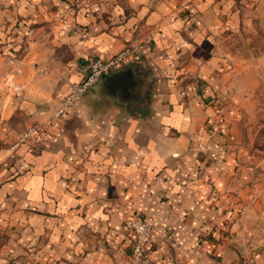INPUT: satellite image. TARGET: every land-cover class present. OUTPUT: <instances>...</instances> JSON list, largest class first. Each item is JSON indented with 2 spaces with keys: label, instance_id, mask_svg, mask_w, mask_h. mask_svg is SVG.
Masks as SVG:
<instances>
[{
  "label": "crops",
  "instance_id": "obj_1",
  "mask_svg": "<svg viewBox=\"0 0 264 264\" xmlns=\"http://www.w3.org/2000/svg\"><path fill=\"white\" fill-rule=\"evenodd\" d=\"M239 7L0 0V264H129L124 220L137 216L153 227L150 264H264V204L239 182L217 108L228 67L217 35L244 19ZM125 47L54 116L91 58ZM49 65L62 75L45 79Z\"/></svg>",
  "mask_w": 264,
  "mask_h": 264
},
{
  "label": "rangeland",
  "instance_id": "obj_2",
  "mask_svg": "<svg viewBox=\"0 0 264 264\" xmlns=\"http://www.w3.org/2000/svg\"><path fill=\"white\" fill-rule=\"evenodd\" d=\"M238 1L244 19L236 21L234 29L221 31L215 45L217 54L228 63L217 108L228 138L237 144L235 156L243 175L239 182L252 193V199L260 198L264 204V0ZM52 55L48 52L45 58ZM40 72L46 79L55 73L62 75L63 70L49 65ZM260 245L264 247V237Z\"/></svg>",
  "mask_w": 264,
  "mask_h": 264
},
{
  "label": "built area",
  "instance_id": "obj_3",
  "mask_svg": "<svg viewBox=\"0 0 264 264\" xmlns=\"http://www.w3.org/2000/svg\"><path fill=\"white\" fill-rule=\"evenodd\" d=\"M151 36L147 37L150 40ZM131 49L125 47L118 53L107 57H93L87 63V72L80 79L70 84L68 91L60 93V104L54 111V116H61L70 106L78 101L88 88L97 79L110 71L120 63ZM38 130L36 125L17 133V143L25 142ZM125 226L133 234V243L129 254V264H150L148 252V242L152 236L153 227L149 221L141 216L127 218L124 220ZM240 264H259L253 258L247 257Z\"/></svg>",
  "mask_w": 264,
  "mask_h": 264
}]
</instances>
